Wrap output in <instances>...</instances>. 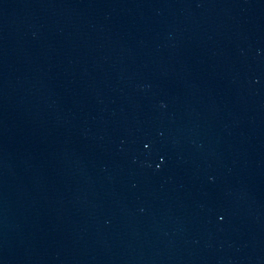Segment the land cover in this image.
I'll list each match as a JSON object with an SVG mask.
<instances>
[{
  "label": "water",
  "instance_id": "1",
  "mask_svg": "<svg viewBox=\"0 0 264 264\" xmlns=\"http://www.w3.org/2000/svg\"><path fill=\"white\" fill-rule=\"evenodd\" d=\"M0 264H264V0H0Z\"/></svg>",
  "mask_w": 264,
  "mask_h": 264
}]
</instances>
